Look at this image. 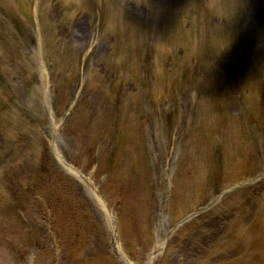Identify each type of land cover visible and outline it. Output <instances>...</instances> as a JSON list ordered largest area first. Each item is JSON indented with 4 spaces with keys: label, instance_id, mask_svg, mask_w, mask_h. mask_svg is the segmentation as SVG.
<instances>
[{
    "label": "rangeland",
    "instance_id": "rangeland-1",
    "mask_svg": "<svg viewBox=\"0 0 264 264\" xmlns=\"http://www.w3.org/2000/svg\"><path fill=\"white\" fill-rule=\"evenodd\" d=\"M261 1L236 7L233 0H0V109L12 111L0 115V186L6 178L12 185L14 176L26 179L40 170L33 161L28 168L17 162L28 163L32 141L41 140L45 159L60 176L46 181L50 196L61 200L45 213V219L56 220L62 241L55 264H67L70 250L77 259L86 254L100 264L117 262L112 263L100 217L83 186L65 172L51 148L49 120L36 94L40 52L31 11L41 10L48 34L42 59L54 115L69 121L62 125L60 150L94 182L102 179L105 197L122 216L132 262L150 264V250L159 242L152 264H220L219 257H207L208 235L232 227L226 226L225 205L245 196L255 204L259 193L264 204V180L225 192L230 184L264 172V108L250 111L254 94L236 80L235 58H226L227 51L240 54L242 61L263 54ZM260 60L255 81L264 86V57ZM184 68L191 71L188 76L181 75ZM261 91L257 94L264 98ZM101 110L109 117H98ZM259 110L262 119H251ZM129 129H136L141 140L132 130L125 132ZM216 130L225 132L224 143ZM75 134L82 140L77 142ZM246 140L252 151L244 148ZM128 146L136 152L129 155L130 168L124 156ZM124 176L130 179L126 199ZM221 194L218 207L179 226L162 252L177 224ZM3 200L0 220L20 233L19 240L11 235L17 248L12 250L19 254L13 264L24 263L30 253L39 255L38 264H47L49 246L39 252L49 237L47 228L39 226L34 235L22 225L38 217L27 209L31 198H17L11 209ZM188 205L191 210L183 213ZM243 255L234 245L226 256L229 264H239ZM4 256L0 252V264H9ZM29 256L27 264H34Z\"/></svg>",
    "mask_w": 264,
    "mask_h": 264
}]
</instances>
